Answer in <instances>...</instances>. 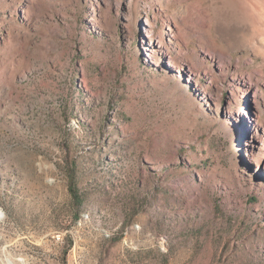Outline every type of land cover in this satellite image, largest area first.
<instances>
[{
  "label": "rangeland",
  "instance_id": "obj_1",
  "mask_svg": "<svg viewBox=\"0 0 264 264\" xmlns=\"http://www.w3.org/2000/svg\"><path fill=\"white\" fill-rule=\"evenodd\" d=\"M196 18L264 52V0H0V264H264V57Z\"/></svg>",
  "mask_w": 264,
  "mask_h": 264
},
{
  "label": "bare ground",
  "instance_id": "obj_2",
  "mask_svg": "<svg viewBox=\"0 0 264 264\" xmlns=\"http://www.w3.org/2000/svg\"><path fill=\"white\" fill-rule=\"evenodd\" d=\"M196 23H199L203 32L201 37L205 39V45L203 48L204 54L210 56L214 59L220 69L228 67L232 61L233 53H242L249 51L250 55L254 57H264L263 50L258 46L256 40V33L254 29L250 26L239 25L232 23L230 25L219 24L216 26V34L219 36L221 41L225 44V51L222 48L217 47L214 36H211L209 31H205L203 24L199 18L195 19ZM149 41L152 42V32H148ZM171 37H174V33L170 32L168 34ZM158 43V41H156ZM168 65L174 67L172 61H168ZM264 104V98L262 99Z\"/></svg>",
  "mask_w": 264,
  "mask_h": 264
},
{
  "label": "trees",
  "instance_id": "obj_3",
  "mask_svg": "<svg viewBox=\"0 0 264 264\" xmlns=\"http://www.w3.org/2000/svg\"><path fill=\"white\" fill-rule=\"evenodd\" d=\"M70 194L72 195V199L75 205H80L81 201L79 200L77 193L75 192V190L73 189V187L70 186L69 188Z\"/></svg>",
  "mask_w": 264,
  "mask_h": 264
}]
</instances>
